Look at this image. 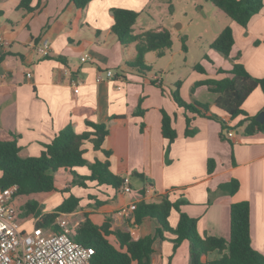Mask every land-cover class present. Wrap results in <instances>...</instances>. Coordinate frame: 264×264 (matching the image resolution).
<instances>
[{"label":"crops","instance_id":"0c3cea01","mask_svg":"<svg viewBox=\"0 0 264 264\" xmlns=\"http://www.w3.org/2000/svg\"><path fill=\"white\" fill-rule=\"evenodd\" d=\"M142 1L91 0L84 8H77L71 0H31L33 9L28 11L18 6L20 0H0V34L9 40L8 46H0V139L15 138L21 156H36L67 124L80 133L87 129L86 121L105 123L108 134L102 147L110 152L109 168L114 174L129 178L131 192L93 182H88L86 188L72 186V172L59 169L55 172L60 176L59 190L69 187L80 198L74 212L82 214L81 221L85 213L96 224L107 216L112 228L128 231L133 239L153 234L158 226L156 219L146 218L140 225L129 226L131 214L121 211L130 203L156 200L171 191L170 199L185 200L181 210L197 218L200 234L228 238L230 205L247 201L251 245L264 255V132L245 134L243 125L236 126L240 117L230 119L213 104V113L225 119L233 131L232 137L226 133L222 136L219 121L178 107L170 96L172 88L162 86L163 80L156 73L141 74L127 64L135 56V44H121L111 31L112 9L137 10ZM230 26L234 36L232 52L237 43V27ZM151 29H167L171 33L164 24ZM145 30L149 29L136 33ZM238 38L248 46L240 61L251 75L264 76V5L245 29L238 27ZM256 38L260 42L254 44ZM43 42L48 44L47 55L40 54L36 47ZM85 53L89 58L81 61ZM202 59L205 71L198 72L193 66L185 81L180 82L179 94L187 102L204 99V93L197 98L192 96L195 82L225 76L218 70L209 77L205 75L209 59ZM166 63L175 75L177 69L172 60ZM226 66L219 69L229 70L232 64ZM107 70L112 71V77L97 81V75L105 76ZM76 85L78 91L74 92ZM242 108L251 116L264 111V93L259 87L247 96ZM161 110L172 118L176 130L172 142L162 136ZM186 114L192 118L189 128L195 130L188 136ZM85 148L88 161L105 158L89 142ZM208 158L214 160L209 174ZM73 171L88 174L85 166ZM134 177L146 179L136 190ZM231 178L239 182L233 194L219 187ZM141 189L145 190L143 195ZM70 192L59 195L55 205ZM45 196H40L41 203ZM96 199L102 204L97 205ZM114 199L117 204L109 202ZM178 217L172 209L168 217L172 228ZM162 235L163 238L156 236L152 244L150 264H188V241L183 240L174 250L175 235L169 231ZM218 256L215 251L208 254L209 259Z\"/></svg>","mask_w":264,"mask_h":264},{"label":"trees","instance_id":"16d2710c","mask_svg":"<svg viewBox=\"0 0 264 264\" xmlns=\"http://www.w3.org/2000/svg\"><path fill=\"white\" fill-rule=\"evenodd\" d=\"M77 8H84L91 0H71ZM210 1L233 21L241 26H246L250 18L258 13L264 5V0H206ZM31 0H20L19 7L32 10ZM113 24L111 31L118 41L123 44H135V56L127 64L135 68L139 73L150 70L144 56L147 52L154 51L161 57L165 49L171 47L172 36L169 30H145L141 33L133 32V25L138 17V12L128 8L112 9ZM182 49L186 50L185 35L181 37ZM256 40L255 43H259ZM264 42V38L262 40ZM234 44V36L231 26H225L216 38L210 43V47L216 51L229 55ZM207 56L204 55V58ZM238 52L229 70L218 69L225 76L219 79H205L201 83L206 84L210 90L217 94L214 105L228 115L230 119L240 117L236 126H244L245 134L264 132V121H256V116L248 115L242 108V103L247 96L257 87L264 90V76H252L245 65L240 61ZM208 60V58H206ZM194 69L204 72L201 63H196ZM180 81L174 83L170 90V96L178 107L190 114L217 120L221 123L223 134L229 129L225 119L217 114L209 112L208 106L197 100L185 101L179 94ZM141 112V111H140ZM191 117L185 116V135L194 134L195 130L189 128ZM87 129L78 133L71 124H67L47 143L43 150L36 156L23 157L19 154L20 146L15 138L10 140L0 139V188L16 186L13 199L25 198L19 205L17 218L20 222L36 219V226H48L54 220L58 212H72L79 206L80 198L70 192L66 187L61 192H70L63 198L60 204L52 212L43 213L41 210L40 196L50 195L57 191L54 174L59 169L70 170L73 179L72 186L88 187V182L96 185H106L118 190L123 183V177L114 174L109 168L110 152L102 147L108 134L105 123L86 121ZM226 131V132H227ZM162 136L172 142L176 138V130L172 126V118L164 110H161ZM89 142L93 150H100L105 158H95L88 161L84 154L85 144ZM87 167V175H79L73 168ZM214 168V160L208 158L207 173ZM139 176H142L141 174ZM220 188L233 194L239 187L235 178L219 185ZM143 195L145 190L141 189ZM97 205L102 201L95 200ZM184 199L172 200L167 194L159 195L158 199L147 201L140 199L135 202L129 226L140 225L146 218H154L158 222L155 233L140 236L133 239L128 231L112 228L111 220L105 217L101 224L94 223L87 213L84 219L72 234V238L85 246L93 248L90 264H150V256L153 252L152 244L156 236L162 237L164 231L175 235L172 239L173 249L183 241H188V264H264V255L254 249L250 240L249 229V205L247 201L234 202L230 205V230L229 237L200 234L197 229V218L190 217L181 210ZM174 209L179 217L174 228L169 225L168 217ZM163 238V237H162ZM217 252L218 257L209 259L208 254Z\"/></svg>","mask_w":264,"mask_h":264},{"label":"rangeland","instance_id":"374dc122","mask_svg":"<svg viewBox=\"0 0 264 264\" xmlns=\"http://www.w3.org/2000/svg\"><path fill=\"white\" fill-rule=\"evenodd\" d=\"M119 2H121V0H119ZM136 11L138 12V17L133 25V32L136 33L142 29L156 28L160 24H164L171 29L172 45L171 47L165 49L164 55L159 57L154 51H150L144 56L146 64L151 68L149 71H146V73L149 75L156 73L163 80L161 84L162 86L165 85L173 89L174 82L176 80L184 82L192 72L193 66L196 63H203L202 58H204V55L209 59L208 64L206 63L207 71L205 72V75L207 73L209 77L211 72L215 73V71H217L220 67L224 65H227L226 67L230 66L237 53L239 52L241 57L245 48L248 47L238 38V27L239 29H245L246 26L238 25L210 1L143 0L142 3L139 4ZM228 25L237 27V43L235 44L231 54L224 55L211 48L210 43L216 38L219 32ZM183 35H185L186 50L182 49L181 37ZM257 39L258 38L253 41L254 44ZM169 60H172L173 67L177 69L175 75L171 74L172 69H167L166 67V62ZM133 69L136 70L135 68ZM199 89H202L203 92ZM260 90L264 93L263 89L260 88ZM201 93H204V99H198L199 102L206 104L209 112L213 113L212 106L215 99L212 100V98L216 97V93L210 90L206 84L195 82L194 89H192V96L197 98ZM226 131L227 129L224 133H226ZM167 150L168 147L166 148V151ZM55 174L54 178L57 191L56 193L54 192L50 195H46L43 198L41 203L42 212H48V210L53 211L56 208L55 204H57L56 200L59 195L68 193L60 192V176ZM142 176L144 177L143 174ZM145 180L146 179L142 180L134 177L132 181L134 190H136V188H138ZM164 194L171 195V191ZM24 201L25 198L12 199L11 206L18 212L19 205L23 204ZM109 202L111 204H117L115 199L110 200ZM81 215L82 214H76L74 220L77 221ZM35 221L36 219L34 218L22 221L20 224V230L30 232L35 225Z\"/></svg>","mask_w":264,"mask_h":264},{"label":"built area","instance_id":"2783aa9c","mask_svg":"<svg viewBox=\"0 0 264 264\" xmlns=\"http://www.w3.org/2000/svg\"><path fill=\"white\" fill-rule=\"evenodd\" d=\"M9 40L0 34V46H8ZM42 55L48 54L47 42L36 45ZM87 53L80 58L85 61ZM30 77V73L26 74ZM110 70L106 75H97L96 80L102 81L112 77ZM78 87L74 88V92ZM227 137L233 136V131L226 132ZM121 189L125 193L131 192L129 178L123 179ZM16 186L0 188V264H90L93 248L85 246L72 238V234L79 226L81 219L74 220L76 212H58L51 225L36 226L30 232L21 231V222L17 218V211L11 206ZM135 203L123 208L121 213L131 214Z\"/></svg>","mask_w":264,"mask_h":264},{"label":"water","instance_id":"95a60500","mask_svg":"<svg viewBox=\"0 0 264 264\" xmlns=\"http://www.w3.org/2000/svg\"><path fill=\"white\" fill-rule=\"evenodd\" d=\"M256 121L258 122H263L264 121V111H261L260 113H258L255 117Z\"/></svg>","mask_w":264,"mask_h":264}]
</instances>
